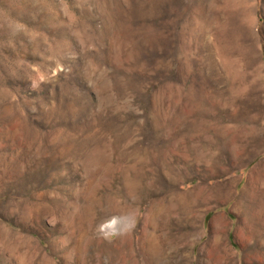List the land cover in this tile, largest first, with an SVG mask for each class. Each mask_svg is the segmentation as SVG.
Masks as SVG:
<instances>
[{"label": "rangeland", "instance_id": "374dc122", "mask_svg": "<svg viewBox=\"0 0 264 264\" xmlns=\"http://www.w3.org/2000/svg\"><path fill=\"white\" fill-rule=\"evenodd\" d=\"M0 264H264V0H0Z\"/></svg>", "mask_w": 264, "mask_h": 264}]
</instances>
